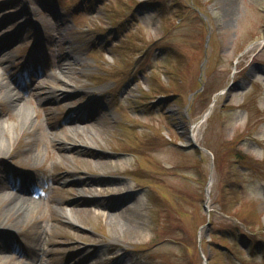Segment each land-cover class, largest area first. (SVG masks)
I'll use <instances>...</instances> for the list:
<instances>
[{
    "label": "rangeland",
    "instance_id": "1",
    "mask_svg": "<svg viewBox=\"0 0 264 264\" xmlns=\"http://www.w3.org/2000/svg\"><path fill=\"white\" fill-rule=\"evenodd\" d=\"M81 1L0 0V264H202L198 232L209 264H264L209 237L224 217L264 238V44L242 53L262 0ZM13 172L40 181L28 199Z\"/></svg>",
    "mask_w": 264,
    "mask_h": 264
},
{
    "label": "trees",
    "instance_id": "2",
    "mask_svg": "<svg viewBox=\"0 0 264 264\" xmlns=\"http://www.w3.org/2000/svg\"><path fill=\"white\" fill-rule=\"evenodd\" d=\"M85 1V0H84ZM104 0H86L85 3H89L90 7H94L95 4L100 5ZM158 0L153 2L151 5L157 7L158 5ZM145 8V6H144ZM142 11L143 10V3H138L137 7L134 9V11L131 13V15L135 16V13L137 11ZM132 17V16H131ZM130 20V19H129ZM129 22V21H128ZM121 23L118 24V27H120ZM178 74L177 72L171 70L169 71V74ZM173 81V79L171 80ZM199 81L195 80V86L196 89L199 86L198 83ZM203 91L195 95V101L198 100L200 97H202ZM224 157L228 156L231 157L233 160V163H237L239 166L238 168H248L252 164V158L248 154H244L238 150H232V152H228L227 154L223 155ZM216 160V159H215ZM221 163V158L217 157L216 160V165L217 167L220 166ZM241 175V172H240ZM234 177V176H233ZM231 183H234V186L229 185V190L231 195L233 196V193L235 194V190L240 191V189L243 187L240 184L234 182L232 180ZM236 195V194H235ZM236 203H239V200H237ZM225 215H227L225 213ZM223 220L227 223V226L221 227L214 229L213 232L211 230L210 232V239H212L211 234L215 237L216 235H219V239L222 240H229L231 243H234L236 247L242 246L244 250H240L246 252L249 256L254 257L258 254H261L264 256V238H256V232L253 231V226H250L249 224L245 223L244 228L239 227V225L235 223L228 222L226 218L223 217ZM180 242V240L178 241ZM181 245V244H180ZM182 247V246H181ZM221 251L228 252L229 254L233 255L232 252H230L231 248L225 247L219 248ZM223 249V250H222ZM186 264H191V262H188Z\"/></svg>",
    "mask_w": 264,
    "mask_h": 264
},
{
    "label": "bare ground",
    "instance_id": "3",
    "mask_svg": "<svg viewBox=\"0 0 264 264\" xmlns=\"http://www.w3.org/2000/svg\"><path fill=\"white\" fill-rule=\"evenodd\" d=\"M262 2L264 3V0H262ZM259 45H261L260 42L254 44V46H252V48H256ZM0 47H2L1 40H0ZM7 62H8L7 59L0 60V63H7ZM2 79H4V78H2V76L0 75V83L2 82L1 81ZM38 89H39V92H40V96L43 99H51L54 96H60V95H63V93H65V91L64 92L63 91L61 92V91L55 90L54 88H51L46 83H40L38 85ZM58 93H60V95ZM19 98H20V96H18V95L16 96L15 94H11V96H10V104H11V107L12 108H15V110H18L19 112L22 111V112L26 113L27 115H29L30 112H29V114L27 112V109L28 108L25 105L19 104ZM211 112H212V107H210V109L207 110L206 114L204 115V119H207L208 116L211 114ZM69 120H70L69 122H72V124H74V123H76L78 121V119H76V118L75 119H69ZM80 120H82V119H80ZM197 126H198V124H195V126H192L191 127V129H193V132H194V130L197 129ZM63 135H66L67 136L68 134L66 132H64L62 134L56 135L55 137H57V140L59 142H62L63 141V138H62ZM78 147L81 148L82 146H78ZM94 156H96V157L99 156V153H96ZM13 173L15 174V176H17V177L20 178L19 185H18V192L20 194H22V196H25L26 197L30 192H32V189L33 188L37 187V185L40 184V181L37 180V178H34V180H32V179H29L27 175L26 176H22V174H20L19 172H16V173L13 172ZM28 198L26 197V199H28ZM38 204L39 203L36 202L33 205L34 208L37 207ZM3 228L11 229L8 226L2 227L0 229L2 234H9L10 233L9 231H7V230H5Z\"/></svg>",
    "mask_w": 264,
    "mask_h": 264
},
{
    "label": "water",
    "instance_id": "4",
    "mask_svg": "<svg viewBox=\"0 0 264 264\" xmlns=\"http://www.w3.org/2000/svg\"><path fill=\"white\" fill-rule=\"evenodd\" d=\"M263 9H264V7H263ZM263 40H264V30H263L262 36L257 37V38H255L254 40H252L251 42H249L248 45H247V47L249 48V47H251L252 45H254L255 43L261 42V41H263ZM201 89H202V88H200L199 91H200ZM227 95H229V91H228ZM204 208H205V211H207L206 206H205ZM207 231H208V223L206 224V234H207Z\"/></svg>",
    "mask_w": 264,
    "mask_h": 264
}]
</instances>
